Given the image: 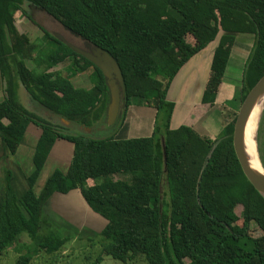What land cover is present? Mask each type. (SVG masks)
<instances>
[{"label": "trees", "instance_id": "obj_1", "mask_svg": "<svg viewBox=\"0 0 264 264\" xmlns=\"http://www.w3.org/2000/svg\"><path fill=\"white\" fill-rule=\"evenodd\" d=\"M26 2L115 57L126 89L122 113L133 98L141 99L140 106L153 110L150 136L91 138L65 132L62 120L91 128L105 117L108 86L94 63L27 13ZM21 15L49 44L44 59L31 33L28 36L18 24ZM235 33L254 36L242 73V104L264 75V0H0L4 156L16 153L30 124L41 130L27 189L17 194L8 170L0 180V255L22 233L37 251L62 255L68 236L52 225L43 206L56 192L79 189L88 206L107 220L100 231L107 241L104 252L124 264H264V196L249 182L236 156L237 116L214 137L201 135L193 125L170 126L175 104L167 93L174 77L219 36L201 97L211 108ZM36 59L44 62L40 72L27 65ZM65 61L64 73L56 68ZM88 71L90 88L71 82ZM20 86L59 121L29 110L19 99ZM258 137L264 167V116ZM58 139L73 144L69 167L55 169L36 194L35 183ZM126 174L128 179L115 178ZM31 260L32 255H22L16 264Z\"/></svg>", "mask_w": 264, "mask_h": 264}, {"label": "rangeland", "instance_id": "obj_2", "mask_svg": "<svg viewBox=\"0 0 264 264\" xmlns=\"http://www.w3.org/2000/svg\"><path fill=\"white\" fill-rule=\"evenodd\" d=\"M24 8L37 23L43 26L44 29H46L51 34H62L67 40L78 46L83 43L79 37L71 35L63 28L62 24H60L40 7L26 2L24 4ZM17 22L19 25L25 28V33L28 34V36H30L29 34L31 33L30 37L35 40L34 42L37 44V49L39 52L42 50L40 52L39 58L44 59L46 51L43 49L45 46L48 47L49 44L46 43V40L41 39V32L31 28L30 25L32 24L25 15H21ZM214 43L215 42H213L212 45ZM27 65L30 68L35 69V72H40L44 68V62H38L37 59L34 61H27ZM66 65L67 62L65 61L59 64L56 69L65 73L64 68ZM52 69L55 70V67ZM191 70L192 62L184 67L183 70L178 74L174 82L171 83L167 93V99L174 102L175 104L171 120V126L173 128H176L181 124L183 118L187 115L188 110L193 104H196L200 100L202 95L203 80L200 82V84L197 82L199 81L198 79L201 74H204L205 76L208 67L204 73L200 68L196 71V73H192ZM71 82L76 87L86 89L90 88L92 85L90 72L88 71L76 75L75 77L71 78ZM18 94L20 101L32 112L51 121H59V118L50 110L41 104L30 100V97L23 86L19 87ZM1 99L2 98L0 97V100ZM141 104V99L133 98L132 104L128 108L126 114L123 115L122 112L124 108L121 109L115 122L111 125L107 124L106 115L91 128L84 126H74L69 121L62 120V122L67 126L65 132L71 135H81L87 133V135L91 138H104L112 135L118 138L150 136L153 130L154 122V115H152L153 110H149L150 108L145 109L140 106ZM139 106L140 109L138 110ZM240 107L241 103L238 101L235 107L237 108L236 111L231 112L226 108L224 109L225 113L223 114V117H225V123L228 120L231 121L234 116H237ZM263 116L264 110L262 112L257 130V140L259 138V127ZM220 132L221 130L219 133ZM37 136V128L34 125L29 126L25 137L21 142V145L19 146V150L20 148L24 150L27 146L32 149L36 143ZM72 153L73 144L70 141L59 139L55 142L51 149L50 156L48 157L36 182L35 189L37 193L40 192L46 178L55 169H60L63 171L68 169L72 158ZM22 154L23 152L21 153V151L16 155L6 154V156L0 160V180L3 177L4 170H8L11 173L12 170H15L13 167H16V165L22 166L23 170L27 173L31 172L32 166L30 164V158L27 159L26 156ZM115 178L128 179L129 174L118 175ZM57 195L64 196L60 193ZM75 196H77V194L73 192L69 195V197H63L56 200L55 207L58 210L57 213L59 216L54 217L53 220L49 218L48 215H46L43 211L45 216L50 219L52 225L62 232L64 236H68V240L66 241L62 255H50L44 250L40 249L37 251L38 248L36 244H34V242L27 236L26 233H22L19 240L12 246L8 247L7 250L3 252L2 255H0V264H16L18 257L22 255H32V260L29 264H94L97 260H99L98 264H124L113 259L104 252L103 247L106 245L107 241L102 238L100 230L106 224L107 220L94 212L83 198V200L78 201ZM236 210L239 214L240 207H237ZM80 224L82 227H85V231H87L88 234L85 232L83 234H77L76 230L74 231L73 228L71 229V226H75L77 228L80 226ZM90 231L91 234H89ZM128 264L144 263L139 260L129 262Z\"/></svg>", "mask_w": 264, "mask_h": 264}, {"label": "crops", "instance_id": "obj_3", "mask_svg": "<svg viewBox=\"0 0 264 264\" xmlns=\"http://www.w3.org/2000/svg\"><path fill=\"white\" fill-rule=\"evenodd\" d=\"M218 39H219V36L214 41H212L206 48H204L203 50L198 52L186 64H184L181 67V69L179 70V72L177 73V75L174 77L172 82H174V80L178 76V74L183 70L184 67H186L188 64H190V62H192V70H191L192 73H196V71L199 70V68L204 73L208 67V70H207L205 76H204V74H201V76L198 79L199 81L197 80L198 84H200V82L203 80V89H202V93H203L205 85H206L209 69H210V64L212 61L213 52L215 50V47L218 44ZM213 42H215V43L212 45ZM253 43H254V36L252 34L235 33V40H234V43H233L231 50H230L226 69H225L223 78L221 80V83L219 85V88H218V91H217V94L215 97L214 105L211 108H209L207 106V104L201 103V98H200V100L196 104H193L191 106V108L188 110V113L183 118L181 124L193 125V127H195V129L201 135H206L209 137L216 136L217 133H219V131L222 130V128L225 124V117H223V114L225 113L224 109L226 108L227 110H230L231 112L236 111L237 108H235V107L237 105V102L240 101L239 100V98H240L239 90H240V86H241L242 73H243V69L245 67L246 60H247L249 53L251 51V48L253 46ZM0 97L2 98L0 100V102H1L4 99L3 82L1 79V75H0ZM201 97H202V95H201ZM173 112H174V110H173ZM171 120H172V118H171ZM31 125H34V124H30L29 126H31ZM34 126L38 130V136H37V140H36V143H37L38 138H39L40 133H41V130L36 125H34ZM170 126H171V122H170ZM171 128H173V127L171 126ZM26 132H27V130H26ZM26 132H25V134H26ZM25 134H24V137H25ZM24 137H23V139H24ZM23 139H22V141H23ZM36 143L32 149L29 146H27L24 150L21 148L19 150V146L21 145V143H20L16 153L12 154V155H16L20 151H21V153L23 152L22 155H25L27 159L30 158V164L32 166V170H33L32 159H33V154L35 151ZM5 150H6L5 146L3 145V143L0 139V158L5 155ZM49 156H50V154H49ZM13 168H15V170H12L13 172L11 171V173H12L11 174V185L17 194H22L27 189L26 177L32 172V170L30 173H27L23 170L22 166H20V165H16V167H13ZM35 188H36V183L34 186V191L36 194H39L40 192L37 193ZM73 192H75L77 194V196H75V198L78 201L83 200L82 199L83 197H82L79 189H73L67 194L60 193V194H63L64 196H59V195H57V194H59V192H56L49 198V200L43 206L44 213L46 215H48V217L51 218L52 220L54 219V217L59 216V214L57 213L58 210L55 207L56 200L59 198H63V197H69V195L72 194ZM103 227H102V229H103ZM72 228L74 231L76 230L77 234L78 233L83 234L84 232L86 234H88V232L85 231V227H82L81 224L77 228L75 226H71V229ZM89 234H91V231L89 232Z\"/></svg>", "mask_w": 264, "mask_h": 264}, {"label": "water", "instance_id": "obj_4", "mask_svg": "<svg viewBox=\"0 0 264 264\" xmlns=\"http://www.w3.org/2000/svg\"><path fill=\"white\" fill-rule=\"evenodd\" d=\"M63 28L71 35L79 37L83 41L84 47L75 45L71 41L67 40L66 37L62 34L53 33V35L60 41L71 47L75 52L79 53L80 55L84 56L86 59L94 63L101 70L103 76L105 77L109 91V103L106 110V120L108 125L113 124L120 110L125 108L126 106L125 82L117 60L107 50L98 45L92 44L84 36H81L78 32L74 31L68 26H63ZM263 92L264 75L250 90L241 104L234 125L233 145L243 173L245 174L249 182L255 187V189L264 196V174H258L251 168L245 156L243 146V133L247 116L256 99ZM164 155L166 158L165 151Z\"/></svg>", "mask_w": 264, "mask_h": 264}, {"label": "bare ground", "instance_id": "obj_5", "mask_svg": "<svg viewBox=\"0 0 264 264\" xmlns=\"http://www.w3.org/2000/svg\"><path fill=\"white\" fill-rule=\"evenodd\" d=\"M263 110L264 92L259 95L251 110L249 111L243 133V146L245 156L251 168L258 174H264L257 142V130Z\"/></svg>", "mask_w": 264, "mask_h": 264}, {"label": "flooded vegetation", "instance_id": "obj_6", "mask_svg": "<svg viewBox=\"0 0 264 264\" xmlns=\"http://www.w3.org/2000/svg\"><path fill=\"white\" fill-rule=\"evenodd\" d=\"M80 46H81V47H84V43H82Z\"/></svg>", "mask_w": 264, "mask_h": 264}]
</instances>
